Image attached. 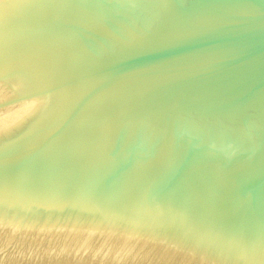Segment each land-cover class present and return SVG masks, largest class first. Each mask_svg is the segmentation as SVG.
I'll list each match as a JSON object with an SVG mask.
<instances>
[{
  "label": "water",
  "instance_id": "95a60500",
  "mask_svg": "<svg viewBox=\"0 0 264 264\" xmlns=\"http://www.w3.org/2000/svg\"><path fill=\"white\" fill-rule=\"evenodd\" d=\"M0 264H264V0H0Z\"/></svg>",
  "mask_w": 264,
  "mask_h": 264
}]
</instances>
